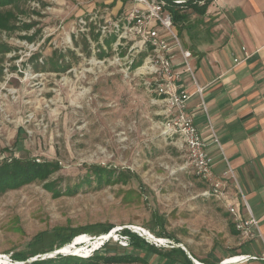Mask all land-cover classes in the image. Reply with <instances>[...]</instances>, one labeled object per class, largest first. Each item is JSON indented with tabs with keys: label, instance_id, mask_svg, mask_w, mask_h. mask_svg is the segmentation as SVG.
Segmentation results:
<instances>
[{
	"label": "rangeland",
	"instance_id": "374dc122",
	"mask_svg": "<svg viewBox=\"0 0 264 264\" xmlns=\"http://www.w3.org/2000/svg\"><path fill=\"white\" fill-rule=\"evenodd\" d=\"M197 3L207 4L203 15L183 8L190 36L176 25L182 45L189 49L211 33L223 32L222 2ZM136 6L130 0H18L0 6L14 11L17 27L0 29V43L10 48L0 52V162L28 156L60 163L48 179L0 195V255L4 254L0 260L17 252L27 255V260L53 257L42 250L30 256L28 242L38 232L61 226L79 230L70 248L78 254L75 246L88 249L101 242L93 240L96 235L91 232L97 223L111 225L110 230L117 231L107 240L108 250L131 251L140 258L118 264H155L159 259L145 249L132 250L120 232L124 227L144 228L141 233L153 237L149 243L164 250L173 245L172 238L179 239L193 245L199 255L214 256L223 245L244 239L228 230L233 218L221 199L203 194L210 183L194 175L176 139L162 134L160 106L144 77L130 66L132 40L126 38L122 47L114 49L113 33L101 38L97 32L105 20L109 28L110 21L122 24ZM80 17L87 20L85 25ZM25 23L32 26L25 29ZM141 57L136 53L134 61ZM92 163L113 168L114 176L101 184L79 183L86 176L93 178L88 169ZM119 171L125 173L123 178L130 175L126 181L116 177ZM46 181L62 194L54 196ZM67 187L70 190L64 191ZM153 211L164 217L167 236L162 238L171 242L154 238L150 227H158ZM80 241L83 245H74ZM50 245L54 250L56 240H45V247ZM66 245L60 250L64 252ZM104 251L101 245L93 252Z\"/></svg>",
	"mask_w": 264,
	"mask_h": 264
},
{
	"label": "crops",
	"instance_id": "0c3cea01",
	"mask_svg": "<svg viewBox=\"0 0 264 264\" xmlns=\"http://www.w3.org/2000/svg\"><path fill=\"white\" fill-rule=\"evenodd\" d=\"M220 1L225 16L219 24L223 32L211 33L196 48L183 46L192 53L191 63L196 81L203 88L202 97L194 93L186 73H182L181 83L192 93L187 111L194 116V123L206 141V150L213 161L217 159L213 175L225 185L221 206L226 208L225 204L231 203L246 218L244 197L260 234L254 231L247 237L241 234L226 208L233 218L228 230L238 239L244 236L242 241L223 245L222 251L214 256L199 255L193 245L179 239L172 238V242L185 246L189 257L199 264H227L223 261L241 255L257 258L235 264H264V0ZM201 98L205 111L200 106ZM230 172L236 184L230 179ZM171 247L166 250L156 247L159 254L147 252L161 259L155 264H191L182 253L171 252Z\"/></svg>",
	"mask_w": 264,
	"mask_h": 264
},
{
	"label": "built area",
	"instance_id": "2783aa9c",
	"mask_svg": "<svg viewBox=\"0 0 264 264\" xmlns=\"http://www.w3.org/2000/svg\"><path fill=\"white\" fill-rule=\"evenodd\" d=\"M130 1L138 6L130 8L125 16L126 21L123 20L122 24L110 21L109 24L112 26L109 28L105 20L103 24H98L97 32L101 38L107 33H113V39L117 40L114 44L110 42V46L112 47L113 44L114 49L122 47L126 38L132 40L133 44L128 49L133 51L130 66L133 65L136 73L144 77V83L153 94L154 102L160 106L162 134L179 142V147L185 151L195 176L210 183V188L203 191V194L222 199L225 185L221 179L213 175V157L206 150V141L194 123L193 114L187 111V102L192 93H189L181 83V75L186 73L194 86V93L202 97L203 88L196 81L191 63L192 53L183 47L168 9L170 3L182 2L181 0H153L151 3L148 0ZM93 18L91 16L89 20ZM79 21L83 25L87 23L84 17H80ZM101 46L105 48L103 43ZM136 53H141L142 57L140 63L134 65ZM200 106L204 111L206 110L202 98ZM243 205L247 213L246 218L240 216L231 203L225 204L234 216L236 228L241 234L246 237L254 232L260 234L258 222L253 217L244 197ZM139 228L131 229V231L139 234L138 230H142L141 227ZM7 256L9 264H14L10 255ZM238 258L240 259L236 261L237 263L255 259L257 256L241 255ZM262 259L264 260V256Z\"/></svg>",
	"mask_w": 264,
	"mask_h": 264
},
{
	"label": "trees",
	"instance_id": "16d2710c",
	"mask_svg": "<svg viewBox=\"0 0 264 264\" xmlns=\"http://www.w3.org/2000/svg\"><path fill=\"white\" fill-rule=\"evenodd\" d=\"M18 0H0V6L16 3ZM169 1V0H168ZM198 0H187L182 3H170L168 9L172 15V19L174 25L176 27L177 24H180L181 30H186V33L190 36V27L185 25V20L188 17V13L182 12V8H190L192 12L203 15L206 11L207 4L198 5ZM15 13L11 9H0V29L5 31H10L17 28L13 20L15 18ZM31 23L23 24V28L29 29L31 27ZM178 32V31H177ZM30 38L31 37H27ZM113 38V37H112ZM9 46L7 43L1 42L0 43V52L5 53L9 50ZM63 57V54H60ZM141 58L135 62L134 65L140 63ZM60 168V163L58 160H43L39 161L36 158L28 157V156H10L9 158H5L0 162V195L9 189L18 188L24 184L33 182L35 180L44 181L48 179V177ZM88 169L91 173H93V178L86 176L82 178L79 183H88L90 184L92 181H95L96 184H101L104 181L110 180L112 176L115 174V170L113 168L103 166L98 163H92L88 165ZM122 174H125L122 171L116 173V177H121ZM126 175L122 179V181L127 180ZM45 187L52 191L54 196H60L62 194V190L58 187H55L52 181H46ZM70 189L67 187L64 191H69ZM152 220L157 225L158 229H155L154 226H151L150 229L153 233L156 234L158 237H165V232L163 230L164 225V217L159 215L157 211L152 212ZM161 226V228H160ZM112 228L109 224H102L97 223L91 232H94V235H106L110 229ZM79 230L77 228L72 227H54L51 230H45L42 232H38L35 234L32 239L28 242L30 256H34L35 254H39V251L42 252L51 251L53 248L52 245L45 247V240H51L53 242L56 240V245L54 249H58L65 244L66 249H70L73 244L74 236L77 235ZM122 235L126 236L128 240V245L131 246L132 250L136 249H146V251L150 253H157L159 254V249L156 248L152 243H149L145 238L138 235L136 232L131 231V229L124 227L120 231ZM114 232L113 234H115ZM83 234V233H80ZM87 234V233H85ZM88 235V234H87ZM117 236V234H116ZM114 238V237H113ZM72 241V242H71ZM51 244V243H50ZM74 245H83L80 241ZM109 243L108 241L102 244V248H104V254L100 255L93 251L99 249L100 247L94 249L92 255L88 258L78 257L76 255H62L56 254L53 257H44L38 258L31 262H27L26 264H95L99 260H103L104 262L111 263V264H118V263H127L132 261L140 260L137 254H134L131 251L122 250L119 251L117 249L108 250ZM178 251L182 253L191 264L192 261L185 255L184 251L180 247H171L172 251ZM11 259L14 261H25L27 255L22 254L21 252L11 253ZM86 257V256H85Z\"/></svg>",
	"mask_w": 264,
	"mask_h": 264
},
{
	"label": "water",
	"instance_id": "95a60500",
	"mask_svg": "<svg viewBox=\"0 0 264 264\" xmlns=\"http://www.w3.org/2000/svg\"><path fill=\"white\" fill-rule=\"evenodd\" d=\"M184 1H187V0H181V2H184ZM116 231H117V230H116ZM138 231H139V234H138V235H140L141 237L145 238L148 242H150V241L148 240V238H150V237H148L147 234H145V233H141V232H142L141 230H138ZM102 236H103V235H98V236H96L95 239H93V240L100 239ZM104 236H105V235H104ZM112 237H114V236H113V234L109 231V232L107 233V235L105 236V238L102 239V241H103L102 243L106 242L107 240L111 239ZM67 245H70V244H67ZM172 246H177V247L182 248V249L185 251L186 255L189 257L188 249H187L185 246H183L182 244H173ZM50 253H53L54 255H56V254H62V255H74L73 253H70V252H65V251L63 252V251L60 250V248H58V249H54V250L50 251ZM43 258H44V257H43ZM189 258H190V257H189ZM36 259H38V258H35V259H32V260H27V259H26L25 261H15V260H14V262H18L19 264H24V263L31 262V261L36 260ZM190 260L192 261L193 264H199L198 262H196L195 260H193V259H191V258H190Z\"/></svg>",
	"mask_w": 264,
	"mask_h": 264
},
{
	"label": "bare ground",
	"instance_id": "6f19581e",
	"mask_svg": "<svg viewBox=\"0 0 264 264\" xmlns=\"http://www.w3.org/2000/svg\"><path fill=\"white\" fill-rule=\"evenodd\" d=\"M115 230L114 229H112V230H110V232L113 234V232H114ZM107 235V234H106ZM105 235V236H106ZM105 236L103 235L100 239H98V240H100L101 242L99 243V244H94V245H92L91 246V248H88V249H84L83 247H77V246H75L74 248L76 249L74 252H76V251H78V254L77 253H73L74 255H76V256H81V257H85V256H89L90 254L89 253H91L94 249H96V248H98V247H100L103 243V241H102V239L103 238H105ZM150 238H152L151 236H149ZM153 239V238H152ZM159 241H161V239H159ZM90 242L91 241H89V242H87L86 243V245H90ZM66 252H70V253H72L71 251H72V249H64ZM52 255V254H51ZM50 255V256H51ZM1 257H4L3 255H0ZM240 258H237V259H227V260H224L223 262L224 263H228V264H235V263H233L234 261H238ZM9 259H7V258H5V260L4 259H2V260H0V264H9ZM237 263V262H236Z\"/></svg>",
	"mask_w": 264,
	"mask_h": 264
}]
</instances>
